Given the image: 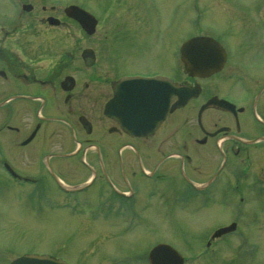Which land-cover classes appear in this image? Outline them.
<instances>
[{"label":"flooded vegetation","instance_id":"1","mask_svg":"<svg viewBox=\"0 0 264 264\" xmlns=\"http://www.w3.org/2000/svg\"><path fill=\"white\" fill-rule=\"evenodd\" d=\"M3 1L0 195L8 192L19 210L47 207L85 214L94 222L87 241L108 264H149V250L157 243L177 250L182 264L217 255L213 249L219 240L235 231L207 237L206 249L202 230L198 241L192 237L184 241V251L159 238V220L152 213L160 204L177 206L180 214L189 212L198 207L197 199L202 205L203 198L211 199L219 182L236 194L224 204L234 210L247 205L245 191L264 190V10L257 5L249 11L234 9L232 27L224 33L231 45L212 29L203 30L225 51L219 70L203 68V75H192L173 63L161 73L167 76L161 85L153 77L160 70L148 65L157 55L158 37L151 33L156 24L152 28L147 21L139 30L125 15L101 27V12L117 7L137 16L140 8L143 12L142 1L105 0L101 12H93L95 31L84 33L89 44L66 56L59 52L60 42L46 38L47 26L40 27L45 23L48 28L60 27L63 21L56 5ZM27 3L31 8L25 10ZM34 13L41 17L33 20ZM48 16L58 17L59 25L50 24ZM84 49L88 50L83 54ZM141 60L145 68L135 65ZM208 61L203 58V67ZM127 75L144 78L127 81ZM165 82L186 87L190 97L175 105L177 95ZM213 97L234 107H202ZM163 109L164 117L153 123L154 114ZM134 116L142 133L126 128ZM154 199L160 202L153 204ZM140 227L156 237L146 248L142 247L146 237L134 235ZM25 253L46 254L30 249L12 258ZM102 259L96 257L95 264H106Z\"/></svg>","mask_w":264,"mask_h":264},{"label":"rangeland","instance_id":"2","mask_svg":"<svg viewBox=\"0 0 264 264\" xmlns=\"http://www.w3.org/2000/svg\"><path fill=\"white\" fill-rule=\"evenodd\" d=\"M39 1L47 7L56 5L58 17L63 21L60 27L48 28L46 23L40 27L47 26L46 38L50 43L54 40L60 42L59 52L64 56L74 49L87 46L89 38L84 35L76 22L65 18L62 8L68 3H75L94 13L98 10L99 13L105 2V0ZM140 1H142L140 5H143V12L142 8L135 12L138 17L126 13L125 9H121V13L117 7L112 12L105 14L101 12L103 20L101 27L109 26L111 22L125 15L130 17L128 21L139 30L147 26V21L152 28L156 24L157 28H154L151 33L158 37L157 55L154 60L149 59L148 65L150 69H159L160 73L163 70H169L173 63L176 67L181 64L178 62L177 50L179 43L186 36L197 32L203 33V30L210 28L222 36L224 42L231 45L230 39L224 33L227 32L228 27H232L229 20L235 16L234 9L235 13L242 10L249 11L250 7L257 5L259 9L264 10L263 0L255 2L250 0ZM207 1L208 7H205ZM0 3L3 4L4 1L0 0ZM238 5L242 6L238 8ZM38 17H41L40 13L32 14L33 20ZM45 17L43 16L44 20ZM143 36H145L144 33ZM77 58H80L79 52ZM127 62L129 61L124 63L125 66ZM144 63H146L145 60H141L135 65L145 68L142 66L145 65ZM212 190L211 199L203 198V205L197 199L198 207L184 214L179 213L177 206L167 207L160 204L152 213V217L159 220L160 227L157 229L159 238L175 243L185 251L187 248H185L184 241H188V237L198 241L200 231L203 230L204 248V239L214 227L234 220L238 222L237 232L220 239L219 247L213 249L217 255H203V261L198 259L195 264H264V190L245 191L244 198L249 200L243 199L247 205L240 206L242 210L239 209V211L224 205L228 199H236V194L224 182L217 183ZM10 198L13 197H9L8 192L0 195V264H9L14 253L30 249H39L48 255L52 253L63 256L70 264H77V261H81L82 264H95L96 257L102 259L93 252L94 248H91L87 241L93 231L91 223L94 222L89 220L85 214H83L84 217L70 215L47 207L41 210H19L13 207ZM155 202L158 204L160 200L154 199L153 204ZM134 235L146 237L142 240L143 248L150 245L151 240L156 238L145 227L135 230ZM197 248L195 246V249ZM88 252L93 253L90 255ZM102 260L108 264L106 259Z\"/></svg>","mask_w":264,"mask_h":264},{"label":"water","instance_id":"3","mask_svg":"<svg viewBox=\"0 0 264 264\" xmlns=\"http://www.w3.org/2000/svg\"><path fill=\"white\" fill-rule=\"evenodd\" d=\"M25 9H30L31 5H25ZM64 12L67 16L74 18L79 22L81 27L88 33H92L95 29L96 19L95 17L84 10L78 5L70 4L64 8ZM49 23L57 24L59 20L55 17L49 16L47 18ZM180 54L181 59L184 61L185 69L190 73H197L203 75V68H207L209 72L214 69H218L223 60L225 53L223 49L218 45V43L207 36H192L185 40L180 46ZM203 57L207 58L208 65L203 67ZM214 61V62H213ZM127 81L133 80L135 82H141L137 80H143V78L135 77L126 79ZM154 80V79H153ZM126 82V81H125ZM156 82H163L162 78L156 79ZM168 87L171 89L170 93H175L178 95L179 100L176 104L183 103L189 97L188 91L183 87H175L173 83H166ZM162 85V84H161ZM211 102L216 103L213 99ZM166 110L163 109L159 115L157 113L154 114L155 119L153 123L158 120H161L165 115ZM130 122L126 123V128L130 132L134 133H142V130L137 126L135 121V116L129 119ZM125 120V121H129ZM149 128L144 129L143 131H147ZM138 131V132H137ZM235 228V223H231L228 226L220 227L214 231L213 237L217 236L221 233L233 230ZM149 261L151 264H181L182 258L179 253L173 249L168 244L159 243L152 247L149 252ZM11 264H65L62 260L55 259L46 255L37 256V255H23L16 259H14Z\"/></svg>","mask_w":264,"mask_h":264}]
</instances>
